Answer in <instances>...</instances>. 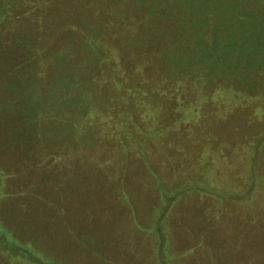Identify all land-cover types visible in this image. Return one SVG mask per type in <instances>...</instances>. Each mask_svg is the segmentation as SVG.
I'll return each mask as SVG.
<instances>
[{
    "label": "rangeland",
    "instance_id": "374dc122",
    "mask_svg": "<svg viewBox=\"0 0 264 264\" xmlns=\"http://www.w3.org/2000/svg\"><path fill=\"white\" fill-rule=\"evenodd\" d=\"M99 1L48 0L58 4L53 8L49 4L58 27L77 24L84 30L82 36L107 45L109 59L111 53L114 56L113 44L129 54L126 67L136 68L132 80L146 78L137 61H150L146 68L155 75L156 55L132 52L140 47L141 32L148 49L154 43L176 41L172 27L184 28L181 35L186 34V43L194 47L189 60L201 62V73L209 78V96L199 94L200 101L187 109L194 125L174 137L171 144L177 150L168 155L174 157L172 161L152 147L148 159L154 160L156 176L142 174L140 161L129 164L125 190L131 201L120 204L113 200L117 191L110 192L105 178L98 179L97 186L91 182L82 197L66 198L64 189L51 194L49 176L65 172L89 142H80L74 152L77 146H69L64 138L72 131L54 129L38 111L32 112V118L44 135L33 142L35 137L22 134L17 121L3 119L11 110L8 102L14 91L0 83L5 102L0 101L4 116L0 118V264H264L261 216L256 217L259 225L250 223L260 230L261 235L258 230L254 234L257 238L238 232L252 220L251 212L260 208L264 192L259 183L251 198L244 200L250 202L247 208H238V194L248 189L252 176L247 174V155L262 150L261 145L249 144L264 138V64L251 65L264 62V0H142V14L134 13V0H116L123 5L112 7L113 0H106V9L96 5ZM122 10L133 12L125 21L126 25L132 21L128 26L112 14ZM98 17L105 21L104 38L98 37ZM134 29L137 33H132ZM5 65L0 57V68ZM249 74L262 78L259 85L257 79L246 78ZM238 77L248 79L247 85L240 87ZM141 89H137L139 97ZM260 97L263 103L252 107ZM49 106L54 113V105ZM195 146L200 153L192 150ZM185 158H195L190 162L194 169L186 168ZM158 176L164 191L154 188ZM98 191L106 199L93 203ZM161 243L163 255L158 251Z\"/></svg>",
    "mask_w": 264,
    "mask_h": 264
},
{
    "label": "trees",
    "instance_id": "16d2710c",
    "mask_svg": "<svg viewBox=\"0 0 264 264\" xmlns=\"http://www.w3.org/2000/svg\"><path fill=\"white\" fill-rule=\"evenodd\" d=\"M115 2L116 0H113L110 7ZM49 4H52L51 8L54 4L58 6L48 0H0V57L6 64L0 68L2 74L0 83L14 91L8 102L11 110L3 119L10 118L12 121H17L19 129L22 128V134H28L29 138L35 137L34 142L36 138L44 135V131L37 129L32 112H42L43 119L54 125V129L57 130L59 127V131L62 128L72 131L67 132L64 138L66 143L71 144L69 146L73 147L72 143L77 146L74 152L78 151L80 142L84 140L89 142L79 153L80 159H74V152L70 151L72 156L74 155V160L71 161L72 165L64 169L65 172L49 176L48 181L52 186L48 189L51 190V194L64 189L66 194L68 193L66 198L82 197L91 182L97 186L98 179L105 178L111 184L110 192L117 191L113 195V200L120 204L127 203L128 200L131 201L130 195L125 190L129 164L132 161H140L139 168L144 171L142 174L156 176L154 160L148 159L153 146L160 157L168 159L167 162L173 160L174 157L168 155L173 154L171 151L177 149L171 143L180 132L189 125H194L192 116H189L190 111L187 109L191 108L194 101H200L199 94L209 96L210 92L206 85L209 84V78L207 74L201 73V62L195 63L189 60L194 47L186 43L189 41L186 34L181 35L184 28L172 27L177 36L176 41L168 44L154 43L148 49L143 40L145 34L141 32V36L138 37L140 47L132 52L137 54V51L142 50L145 53L155 54L157 57L154 64L155 75L153 76V73L148 71L149 68H146L150 61L147 64L137 61L139 66L137 69H140L146 78L141 81L132 80L129 77L136 68L127 69L125 60L129 54H125L119 46L113 44L114 56L111 53L110 59L107 58V51L110 50L107 45L99 39L90 40L87 34L82 36L80 31L84 30L77 24L70 21L71 23L59 24L58 27L55 20H52V9L49 8ZM96 5L104 9L107 7L106 0H100ZM115 5L121 6L123 3H115ZM143 5L142 0H134V13L142 14ZM98 6H96L97 10ZM13 10L17 12L13 14ZM112 14L121 17V22L124 20L123 24L126 25V19L133 12L122 10ZM96 22L99 29L98 37L104 38L105 21L98 17ZM129 23L132 21L126 26ZM132 33H137V29L132 30ZM57 35L61 37L56 39ZM113 40L119 41L114 38ZM12 56L14 60L11 62ZM263 64L261 60L251 63L254 66ZM246 78L257 79L254 81L257 85L260 83L258 80L262 79L253 74H249ZM246 80L243 81L238 77L240 87L247 85ZM139 88H142L139 91L141 97L137 96ZM239 90L242 91L241 88ZM188 96L192 97L186 104ZM196 96L198 99H195ZM1 97L0 101L3 105L5 102ZM261 103L263 100L260 97L259 102L252 103V107ZM49 105H54L52 106L55 108L54 113ZM200 105L202 106V102ZM57 106L62 107L57 109ZM15 111L18 112V118ZM2 116L1 113L0 118ZM202 136H205V133ZM254 144L261 145L262 150L255 154L249 153L245 161L249 163L247 174L251 172L252 176L248 181V189L238 194V203H240L238 208L244 210L250 203L244 200L251 198L253 187L255 188L259 183L260 188L264 186L262 183L264 173L261 172V168L264 167V138L256 139L249 146ZM192 150L200 153L199 146L193 147ZM193 159H186L188 170L194 169L190 165ZM196 159H200V156ZM162 181L158 176L154 188L164 191L165 186ZM102 194L98 191L94 195L93 203L105 201L106 195L104 199ZM251 214L252 220L246 222L245 226L243 224L238 232L257 238L254 234L258 230L261 235L260 230L257 227L252 229L251 224L256 226L259 222L264 223V192L260 208L256 212L252 211ZM257 216H261L259 222ZM157 236L167 239L166 234L157 232ZM261 242L264 247V231ZM158 251L163 255L165 251L163 243L158 247Z\"/></svg>",
    "mask_w": 264,
    "mask_h": 264
}]
</instances>
